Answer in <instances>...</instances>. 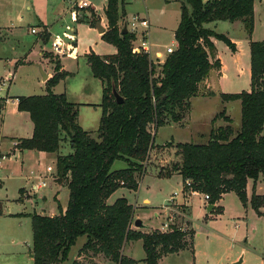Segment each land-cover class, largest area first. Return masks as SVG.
Segmentation results:
<instances>
[{
    "label": "trees",
    "instance_id": "obj_1",
    "mask_svg": "<svg viewBox=\"0 0 264 264\" xmlns=\"http://www.w3.org/2000/svg\"><path fill=\"white\" fill-rule=\"evenodd\" d=\"M123 2L107 0L104 11L107 29L102 40L113 46L116 54L90 52L85 56L102 88L95 138L77 124L79 105L69 103L65 93L57 95L51 90L69 76L60 71L59 60L54 63L55 74L45 83V95L17 98L18 111L29 114L33 126L32 136L18 141L20 151L57 153L62 134L71 150L56 157V176L68 189L65 211L52 217L29 215L33 264H62L81 237H86L79 249L80 256L89 260L86 264H95L98 256L113 264H138L122 254V247L139 240L144 264H158L161 258L184 250L193 254V232L178 227L168 232L133 229L134 213L127 199L120 197L113 204L107 200L120 188L137 191L158 128L168 125L167 119L179 123L177 111L189 107V99L212 69H221L212 39L236 51L225 35L204 28L217 21H242L249 39L250 90L219 95L223 103L240 102V126L234 130L233 121L222 111L211 121L220 118L224 126L210 130L206 144L169 142L166 147L174 146L178 152L180 162L172 173L182 177L183 194L207 195L210 207L233 192L245 208L246 183L252 180L250 207L262 216L259 209L264 208V197L256 195L255 183L264 174V42L251 40L254 0H184L174 31L176 48L161 64L132 51L133 34H121L118 5ZM90 17V21L84 18L79 22L86 21L94 28L99 19L93 13ZM113 90L122 98L121 104L115 103ZM4 102L0 98V115ZM119 160L126 167L111 170Z\"/></svg>",
    "mask_w": 264,
    "mask_h": 264
},
{
    "label": "rangeland",
    "instance_id": "obj_2",
    "mask_svg": "<svg viewBox=\"0 0 264 264\" xmlns=\"http://www.w3.org/2000/svg\"><path fill=\"white\" fill-rule=\"evenodd\" d=\"M68 1L32 0L34 14L36 15V18H32L33 13L30 15L31 13L26 11L25 5L23 6L24 0H0V97L4 98L6 96L16 95L43 96L47 93L45 85L41 82L42 73L35 66L36 54L29 53L32 41L40 32L35 30L36 33L31 34L28 32V28L31 24H36L37 21L35 20L37 19L50 24L56 23L61 16L62 18L65 15L68 17L66 11L69 8L72 9L75 15L77 11L76 7L73 4L69 5ZM83 1L87 2L86 0ZM90 1L94 7H97L100 14H102L101 9L105 0ZM87 3L90 4L89 2ZM261 3H257L255 7L256 31L254 32V36H251L253 42L260 41L261 38H264V0ZM183 4H185L184 0H144L143 2L124 0L121 5H118V24L120 26L122 21H126L123 11L122 13L120 11L124 9V5H129L126 9L129 16L128 21L133 17V14L147 15L150 23L148 39L154 45L152 51H160L166 54V48H176L173 31L180 21V7ZM90 5L93 7L92 4ZM91 11L93 10L90 7L81 9L79 15L74 17H76L78 22L84 18L91 20ZM19 16L24 21L22 19L19 20ZM204 27L214 31L216 34L225 35L235 45L236 51L233 52L221 41L212 39L217 57L225 67L224 77L219 78L216 76L219 71L217 69L211 73L209 72V83L206 85L200 84L201 87L196 95L189 99V107L184 111H177V114L181 117L179 123L170 122L167 119L168 125L160 127L156 131L154 151L151 155H148V161L145 163V171L139 179L140 198L137 206L142 205L140 203L142 196H147L150 198L153 206L157 205L159 208L161 207L160 213L163 220H155L151 211H144L141 207L134 209L133 203L135 195L133 191L127 194L126 189V191L123 190V193H125L124 195L127 196L132 205L133 212L135 213L134 219L139 216L151 218L150 221H147L149 228H157V226L161 227L163 224H166L168 225V230L179 227L181 230L194 233L192 239L193 254L188 250H184L180 252L182 254L179 256H176L177 254L168 255L160 259L158 264H230L234 254L243 257L241 264H264V208L259 209L262 217H258L250 207L251 192H248V206L246 209L242 207L237 195L229 192L222 197L221 202H217L215 208L210 212L207 211L209 205L204 200L203 194L193 196L190 207H188L187 202L183 204L181 200L180 202L174 201V203H169L174 193H179L178 191L182 187V177L174 173L170 177L156 176H164L172 173L174 166L180 161L176 148L174 146L172 148L166 147L169 142H172L173 145L191 142L199 145L206 144L209 140L208 135L210 130L223 125L220 118L216 119L215 123L211 121L222 111H225L226 115L233 121L232 126L234 130H237L240 124V102L223 103L219 95L225 93L238 94L250 90V48L247 32L244 29L242 21L233 23L217 21L205 24ZM79 29V32L77 31L79 37L76 33L77 41L79 39V41L86 43L87 40L96 37L95 35H85L82 30L83 26H80ZM137 43L136 39L132 47ZM110 50L111 48L107 47L103 48L102 52L108 53ZM51 54L48 55H51L50 60H52L54 65L60 56L53 51ZM67 55L69 53L64 52L61 58ZM24 58L27 59L25 65H16V61H21ZM30 61L32 62L30 63ZM63 64H65L67 71L75 70L74 61L64 59ZM86 72L85 68L80 70L75 79L71 77L70 80L57 84L56 87H53L52 92L55 94H63L66 88L68 91H73L76 94L80 90L79 85H81V80L84 79L83 77ZM9 73L12 75V79L6 78ZM90 88L92 89L90 100L99 102L101 96L100 91H96L93 87ZM86 89L90 90L89 87H86ZM210 93H213L215 96H210ZM15 124V119L8 116L6 120L8 133L11 132ZM96 131L97 129L89 130L91 136L94 138L96 137ZM261 135L264 136V129ZM60 143V149L56 155L65 156L70 151L65 134H62ZM2 156L4 155H0V157ZM5 162L0 166V179L3 182L0 187L1 206H8L10 210L18 208L28 214L35 213L36 211L39 214L40 210L34 203L36 202L39 205L43 204L37 195L42 193L44 189L34 194V191L30 189L29 183L23 178L18 179L14 176L7 178L4 175V169L8 170L7 167L9 164ZM47 165L54 168V162L48 159V161L41 165L39 171L44 173ZM125 167L126 163L119 160L113 164L111 170L116 171ZM48 179L51 182L52 180L59 182L56 176V170ZM60 184L62 183L60 182ZM22 187L25 189V201H27L24 205L20 203L21 199H19V189ZM47 198L46 206L53 205L52 198L48 196ZM175 198L179 199L180 194ZM0 220L5 225L11 226L9 228L10 235L14 234L19 240H24L20 254H17L15 259L16 264H33V260L29 258L30 255H33L31 252L33 237L31 219L24 220V226L20 228L18 233L13 226L16 225L15 220ZM132 228L135 229L133 225ZM158 231H161V229H158ZM85 241L86 237L78 238L75 245L69 250L68 259L62 264H73L74 261H79L82 264L89 263L88 258L80 256L78 249L82 247ZM125 253L133 256L138 264H144L143 259L145 258V253L141 247L140 240L127 243Z\"/></svg>",
    "mask_w": 264,
    "mask_h": 264
},
{
    "label": "crops",
    "instance_id": "obj_3",
    "mask_svg": "<svg viewBox=\"0 0 264 264\" xmlns=\"http://www.w3.org/2000/svg\"><path fill=\"white\" fill-rule=\"evenodd\" d=\"M79 1V0H76ZM73 0H69L68 3L69 5L74 4ZM87 2H89L90 4L93 5V3L90 0H86ZM204 2L206 0H203ZM262 0H254L253 3V12H254V23H253V35L254 36V32L256 31V22H255V16H256V12H255V7L257 5V3H261ZM126 3V2H125ZM25 5V9L26 11L30 12L33 16L32 18H36V15L34 14V7L32 5V0H24L23 2V6ZM107 5V0H105L104 5L102 6V14H100L99 10H97V7H93L91 8L93 11H91L90 13H93L96 18L99 19L100 25L104 28V32L107 29V19L106 16H104V11ZM129 6V5H128ZM124 5V9H121V11H123V14L125 15L126 21H122V23L120 25H122V28L125 26V24L127 23V19H129V16L127 14V7ZM71 7V6H70ZM95 11V13H94ZM67 14L68 17L65 15L63 18L62 16L60 18H58V20L56 21V23H46L45 21H40V20H35L37 21L36 24H31L28 28V32L30 33L31 29H35L37 31L40 32V34L37 36H35V39L32 41L30 48H29V53H34L36 54L35 56V66L39 69V71L45 73L47 75V80L50 79L53 76V63L52 60H50V57L52 53V43H58L60 45L61 48H63L64 50H66L69 55L67 56H63L61 58V56L59 57V63H60V71L61 72H67L69 73V76L65 77L63 79V81L66 80H70L71 77H74V79L77 77V75L79 74L80 70H83L85 68V71H87L85 73V76L83 77L84 79L81 80V85H79L80 90H78V92L75 94V92L73 91H68V89L65 88L64 92L67 98V101L69 103L72 104H76L79 105V111H78V117H77V124L85 131L89 132L90 129H98L99 127V120H100V116H101V107H99L100 102H101V97H102V88H101V82L100 80L98 81L97 79H95L92 76L91 71L89 70V67L86 63V58L85 56L87 54H90V52L96 54L97 56H106V55H114L116 54V50L113 46L107 44L106 42H104L102 40V34H99L98 32H96L95 29V25L94 28L92 26H90L89 24H87L86 21L83 22H78L76 20V17H74V13L72 11L71 8L67 9ZM142 16V15H141ZM144 17H147V15H143ZM66 17V18H65ZM57 18V17H56ZM19 20L22 19L21 16H19L18 18ZM88 19V18H85ZM90 21V19H88ZM22 21H24V19H22ZM81 21V20H79ZM97 22V23H99ZM149 22V19H148ZM39 24H41V26H39ZM55 26V27H54ZM80 26H83V33L85 35H95V38L89 39L85 42L83 41H77V35L79 32V28ZM178 26V25H177ZM176 26V27H177ZM149 27H150V23H149ZM207 28V27H204ZM176 29V28H175ZM174 29V31H175ZM78 31V32H77ZM173 31V32H174ZM77 33V35H76ZM149 33V28H148V32ZM79 37V35H78ZM47 39V40H46ZM72 39V40H69ZM71 41H73L71 43ZM150 42V41H149ZM213 42V40H212ZM258 43L260 42H264V38H261L260 41H257ZM151 44V42H150ZM152 48L154 47L153 44H151ZM111 48L110 51H108V53H103L102 50L103 48ZM175 47H176V43H175ZM13 49V48H12ZM98 50V51H97ZM154 52H157L154 50ZM159 53H161L160 51H158ZM51 54V55H48ZM162 57L165 58V54L161 53ZM57 56V55H56ZM216 58L217 57V52H216ZM64 59H70L71 61H74L75 63V70L74 71H67L65 68V64H63ZM32 61H30L31 63ZM220 62V60H219ZM27 63V59L24 58L21 61L18 60L16 61V65H25ZM250 64V62H249ZM80 65V67L78 68V66ZM220 67L221 69L218 71V74H216L217 77H224V73H225V67L223 66V64L220 62ZM215 71V69H212L210 71V73L212 71ZM6 78H11L12 79V75L9 73ZM208 79L209 76L207 75V78L201 82L200 84H208ZM46 80V81H47ZM45 82H42L43 85H45ZM61 81V82H63ZM59 82V83H61ZM58 83V84H59ZM199 86V89L201 87V85ZM210 86V85H209ZM56 87V86H55ZM86 87H89L90 90L86 89ZM90 87L95 88L96 91H100L101 96H100V100L99 102L96 101H92L90 100L91 98V92L92 89ZM53 88H51L52 90ZM55 94V93H54ZM215 94V93H214ZM59 95V94H57ZM27 96H32V95H27ZM27 96H6L4 98L0 97L1 99H5L4 105H3V111L0 115V155H4L7 159H5L4 161L0 162L1 165L5 163H8V170L4 169V175L8 177L14 176L17 177L18 179L23 178L27 183H29L30 185V189L32 191H34V194H36L39 190H35V185L38 184L39 179H44L47 181V185L44 189V191H42V193L38 194L37 196L41 199V202L43 204H38V203H34L35 205H37V207L39 208V214L41 216H57L59 214V212H64L68 203V189L67 186L65 185V183L60 184V182L49 180L48 178L50 176H52L55 173L56 170V157L57 156H61V155H56V153H44V152H39V151H35V150H29V151H20L18 149V141L21 139H28L32 136L33 133V126L31 123V120L29 118V114L25 113V112H19L17 109V98L20 97H27ZM215 96V95H214ZM10 114V115H9ZM12 117L13 119H15L16 124L14 125V128L11 130L10 133L7 132V127H6V120L7 117ZM223 125H220L219 127H223L224 123L222 122ZM240 126V124H239ZM239 128V127H238ZM264 129V126H263ZM262 129V131H263ZM154 150H151V152L149 153L151 155V153H153ZM71 152V150L69 152H67L65 155L69 154ZM51 160V162H54V168L51 167L50 165L46 167L44 173H42V171L40 170V167L43 163H45L46 161ZM180 162V161H179ZM0 165V166H1ZM50 168V171H47V168ZM10 168V169H9ZM54 169V170H53ZM3 171V170H2ZM174 174H178V172H173ZM173 173H171L170 175H173ZM157 177H170V176H158ZM155 176V177H156ZM180 176V175H179ZM54 181V182H53ZM2 180L0 179V187L2 186ZM252 180H248L246 183V188H245V192L247 195V200H248V192H251L252 189ZM182 186H183V181H182ZM126 189L125 188H120L119 190H117L116 192H114L112 195H110V198L107 200L108 204H113L117 199H120V197H124L127 199L128 204L131 205L130 201L128 200L127 196H125L123 193ZM264 174H262L258 181L255 183V192L256 195L258 196H262L264 197ZM127 194L130 193V190L126 191ZM178 195L180 194V198L176 199L174 197V199L172 200V197L169 201V203H174V201H183L187 202L188 207H190V202L193 196L199 195L200 193H192V195H186L183 194L182 192V187L180 189V191H178ZM25 193V189L22 187L19 189V199H21L22 205L25 204L26 200V195ZM22 194V195H21ZM134 196V203H133V207L134 209H138L139 207H141L142 209H144V211H151V213H153V217L155 220L158 219H162L163 217L161 216L160 213V209L159 206H153L151 204V200L150 198H148L147 196H142L140 203L142 204L141 206L138 205V201L140 198V184H138V189L136 192H133ZM177 194V193H176ZM177 195V196H178ZM47 196L49 198H52V202L53 205H48L46 206L47 203ZM252 196V192L250 193V198ZM222 200V199H221ZM221 200L219 202H221ZM217 204V203H216ZM213 205L212 207L209 208L207 211L213 210V208L216 206ZM132 206V205H131ZM167 206V205H165ZM164 206V207H165ZM247 203H246V207H247ZM246 207L244 209H246ZM45 212V213H44ZM36 213V211H35ZM134 213V212H133ZM37 214V213H36ZM46 214V215H45ZM28 213H25L23 210H19L18 208L15 210H10V208L8 206H1L0 203V219H9V221H16V225H13L16 230L17 233L19 232L20 228L24 226L23 222L24 220H28L29 218ZM135 215V213H134ZM259 217V216H258ZM262 217V216H261ZM189 218V217H188ZM140 219L142 222V230L145 231H149V230H158L160 229V226H157V228H152V227H148V222L150 221L151 218H146L145 217H136L135 220ZM134 223V222H133ZM7 224V223H6ZM23 224V225H22ZM12 226V227H13ZM9 228H11V226H7L5 225V223H2V221L0 220V264H16V257L17 254H20V250L22 247V243L24 242V240H19L17 238V236L10 235V231ZM179 228V227H178ZM33 238V237H32ZM127 244H125L122 247V254L132 260H135L133 258V256H131L130 254H126L125 253V247ZM130 246V245H129ZM142 247V246H141ZM32 248V247H31ZM81 248V247H80ZM78 248V249H80ZM182 253H178L176 256L181 255ZM233 260H231L232 264L233 262L237 261L239 259V255L238 254H234L232 256ZM242 257V256H240ZM30 259H32L29 256ZM164 258V257H163ZM161 258V259H163ZM243 258V257H242ZM33 260V259H32ZM136 261V260H135ZM95 264H110L111 262L108 261L107 259L103 258L102 256H98L97 258L94 259ZM242 263V262H241Z\"/></svg>",
    "mask_w": 264,
    "mask_h": 264
},
{
    "label": "built area",
    "instance_id": "obj_4",
    "mask_svg": "<svg viewBox=\"0 0 264 264\" xmlns=\"http://www.w3.org/2000/svg\"><path fill=\"white\" fill-rule=\"evenodd\" d=\"M132 2L133 1H141L143 2L144 0H131ZM76 7V12H75V16L77 17L79 15V12L81 11V9H84V8H92L90 4H88L87 2L83 1V0H79V1H76L75 4ZM126 26V30L128 33H131L135 36V40L137 39V44L134 45L132 47V51H135L137 53H143V54H146L150 60H152L154 63H162L164 61V57H162V54L159 53L158 51L157 52H153L152 51V46L149 42V39H148V36H149V33L148 32V28H149V22H148V19L144 16H141V15H138V14H133V17L127 21V23L125 24ZM30 33L31 34H35L36 31L35 29H31L30 30ZM134 43V42H133ZM166 54L165 56L167 55H170V53H172L174 51V48H166ZM52 51L55 53V54H59L58 56H61L62 54H64V52H67L66 50H64L63 48L60 47V45L58 43H52ZM6 158L4 156L0 157V162L4 161ZM1 165V163H0ZM47 171L49 172L50 171V168L48 167L47 168ZM47 185V181L44 179H39V182L37 185H35V190H38V189H42V188H45ZM192 193H196V192H192ZM191 193V195H192ZM178 194L174 193L173 195V198L172 200L174 199V197H176ZM204 200L206 202L209 201V196L207 195H204ZM161 232H168L170 231V229L168 230V225L166 224H163L161 227Z\"/></svg>",
    "mask_w": 264,
    "mask_h": 264
},
{
    "label": "water",
    "instance_id": "obj_5",
    "mask_svg": "<svg viewBox=\"0 0 264 264\" xmlns=\"http://www.w3.org/2000/svg\"><path fill=\"white\" fill-rule=\"evenodd\" d=\"M95 29H96V32H98L99 34H102L104 33V28L100 25V23H97V25L95 26ZM127 33V30H126V26H124L122 28V31H121V34H126ZM42 73V81L45 82L47 80V75L43 72ZM113 96H114V99H115V103L118 105V104H121L122 103V98L118 95V93H116L115 90H113ZM212 207V206H210ZM209 207V208H210ZM142 222L140 219H137L134 221L133 223V227L136 229V230H139L140 228H142ZM30 257L32 258L33 255H30ZM242 262V257H239V259L235 262H233L232 264H241Z\"/></svg>",
    "mask_w": 264,
    "mask_h": 264
}]
</instances>
